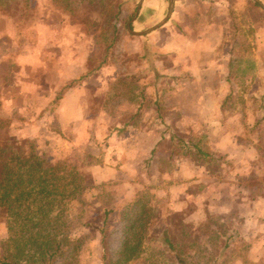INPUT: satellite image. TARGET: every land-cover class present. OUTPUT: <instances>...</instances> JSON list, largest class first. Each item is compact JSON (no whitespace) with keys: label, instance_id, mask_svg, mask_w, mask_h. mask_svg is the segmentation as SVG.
<instances>
[{"label":"rangeland","instance_id":"374dc122","mask_svg":"<svg viewBox=\"0 0 264 264\" xmlns=\"http://www.w3.org/2000/svg\"><path fill=\"white\" fill-rule=\"evenodd\" d=\"M138 2L139 0H53L54 5L78 29L72 35L80 57L82 52H88L90 66L85 68L90 69L104 59L108 61L106 66L100 67L95 74L77 84L79 90L88 88L91 96L93 94L95 97L91 104V114L88 101L83 99L82 93L81 99L79 98V103L85 107L88 121L76 116L80 119L74 121L73 118L67 123L66 117L69 118L70 115L55 114L58 104L66 99L67 91L58 90L56 85H53L56 93L54 98L40 113L36 111H40L38 107L44 105L40 102L43 99L31 95L27 97L25 107L22 105L14 110L13 104L8 110L3 105L0 106V119L13 125L19 138L33 139L35 146L43 154L49 157H67L85 175L88 185L85 195L81 200L65 203L61 216L53 219L54 222H60L64 230H68L71 238L75 235L83 236L76 254V264H103L104 251L114 260L125 231L138 215L141 203H145L152 211V234L160 229V225H166L170 221L175 223L172 225L170 222L173 244L186 264H264V226L240 225L244 216L234 209L227 213H219L214 208L207 211L202 196L198 193L201 186L190 177L199 171L194 163L200 162L210 170V161L204 162L192 156V162H186L180 154L181 147L175 148L174 153L172 143L167 142L172 132L176 137L186 139L192 133L176 127L177 120L172 129H166L164 123L158 120L161 118L160 114L155 116L152 109L148 114L141 112L146 106L141 108L140 97L135 95L150 80V76L141 77L139 73L142 68L132 58H126L130 57L127 55L132 50V40L125 35L126 23L131 19ZM167 6V0H143L140 7L142 14L133 22V27L138 31L154 25L165 16ZM166 28L168 30L173 27ZM83 45H88L86 50L81 48ZM121 70L122 73L118 76L117 73ZM169 86L171 83L165 80L157 83V87L164 91ZM148 89H152V85L148 84L143 91ZM169 91L164 92L166 104L176 105L184 101V97L188 98L186 91L177 94V97H174L172 90ZM234 100L242 104L240 96ZM100 108L102 109L99 110ZM176 111L174 107L167 111V120L175 119L179 115ZM186 121L193 123V116L187 115ZM125 122L129 124L117 135L115 128L124 126ZM2 126L0 122V127ZM260 132L262 135V130ZM257 137L261 142L259 131ZM169 153L172 155L168 156ZM262 155L264 154L260 152L256 163L259 177L246 181L261 190L264 177ZM239 184H243L242 179ZM135 192H140V201L132 203L129 198ZM116 200L120 201L117 206L118 215L112 217L114 214H110L104 249L101 233L85 227L84 223H98V213L114 206ZM198 206L204 209H197ZM161 209L167 211L162 213L163 216L157 213ZM11 235L0 212V256L11 253V242L8 243L9 249L2 248L4 241ZM155 245L157 244H146L130 264H178L164 247ZM60 260L61 258L56 257L55 263Z\"/></svg>","mask_w":264,"mask_h":264},{"label":"crops","instance_id":"0c3cea01","mask_svg":"<svg viewBox=\"0 0 264 264\" xmlns=\"http://www.w3.org/2000/svg\"><path fill=\"white\" fill-rule=\"evenodd\" d=\"M259 1L264 5V0ZM142 8L126 23L125 35L132 40V50L126 51L135 56L147 50L160 80L171 86L167 91L152 86L135 95L147 99L141 112L148 114L151 101L157 100L161 107L158 120L166 129H172L177 120L176 127L197 136L201 148L216 157L208 162L210 170L194 163L199 171L190 177L200 184L198 193L207 211L214 208L227 213L234 209L244 216L240 225L264 226V177L262 190L246 183L259 177L256 163L259 153L264 154V10L254 0H174L168 21L136 35L130 30L137 32L133 22ZM168 26L173 28L167 30ZM76 31V25L53 0H0V106L10 110L15 104L16 110L25 107L27 97L34 95L43 99L40 102L44 105L36 111L40 113L54 98L56 85L58 90L65 87L67 91L66 99L55 106V114L70 115L67 123L81 117L88 121L85 107L79 103L83 93L79 83L67 86L90 66L88 52L80 57L76 51L72 35ZM87 46L81 48L86 50ZM136 63L142 69L148 66L146 61ZM107 64L105 59L96 63L100 67ZM142 69L140 76L145 74ZM120 73L122 70L118 76ZM169 90L174 97L186 91L188 98L176 105L166 104L164 92ZM238 96L242 104L235 102ZM173 107L180 117L167 120L165 113ZM187 115L193 116V123L186 121ZM167 142H171L170 137ZM184 159L192 162L190 156L184 155Z\"/></svg>","mask_w":264,"mask_h":264},{"label":"trees","instance_id":"16d2710c","mask_svg":"<svg viewBox=\"0 0 264 264\" xmlns=\"http://www.w3.org/2000/svg\"><path fill=\"white\" fill-rule=\"evenodd\" d=\"M148 54L149 52L145 50L142 55L128 54L127 56L130 57H126L132 58L139 64L140 61L147 62L148 66L142 69L145 74L141 77H149L148 73H152L150 80L142 85V89L139 91L140 95L148 84L156 87L161 76ZM233 66V64L230 65V74L233 73ZM99 68L100 65L90 68L67 86L70 87L72 84H77L88 78L95 74ZM241 72L248 73V71ZM64 89L65 87L60 91ZM90 93L88 88H85L82 94L83 99L88 101L91 114V104L95 97ZM146 101L147 99L140 96L139 106L141 108L145 106ZM150 106L153 112L161 116V107L157 100L151 101ZM0 122L3 124L0 127V212L7 229L12 234L4 241L2 248L3 250L9 249V242L13 246L10 254L0 256V264H76V254L83 236L75 235L71 238L68 230H64L63 225L60 222H54L53 219L61 216L65 203L70 204L72 201L81 200L85 195L88 189L85 175L67 157H49L43 154L37 149L33 139L19 138L13 125L11 126L8 121L2 119ZM127 124L129 123L125 122L124 126L115 128L116 134L122 133ZM194 136L191 135L185 140L176 137L173 132L170 133L173 152L176 153L175 148L181 147L180 154L183 156H196L206 160L215 159L216 157L212 153L201 148L200 140L196 141L197 136ZM140 195V192H135L129 200L136 203V201H140ZM119 202L116 200L115 205L111 208L102 209L98 213V223L91 221L84 223L85 227L96 229L101 233L104 249L110 214H114L112 217H115V214L118 215ZM138 208V215L130 222L128 230L125 231V237L121 242L117 257L113 260L104 251L102 254L103 264H130L145 245L150 243L164 247L178 264H186L173 244L171 221L166 225H160V229L152 234L153 231L150 227L154 221L152 222L153 216H151L150 207L141 203ZM163 212L167 211L161 209L157 213H161L163 216ZM50 221L53 222L50 223ZM171 223L175 225L174 222ZM56 257L61 258L59 263H55Z\"/></svg>","mask_w":264,"mask_h":264},{"label":"water","instance_id":"95a60500","mask_svg":"<svg viewBox=\"0 0 264 264\" xmlns=\"http://www.w3.org/2000/svg\"><path fill=\"white\" fill-rule=\"evenodd\" d=\"M256 3H258V5L264 10V5L259 1V0H254ZM141 4H142V0H139V2L137 3V6H136V9L133 13V16L131 18L132 19H135L140 7H141ZM173 7H174V0H168V8H167V12H166V15L165 17H163L158 23H156L155 25L149 27L148 29L146 30H143V31H137V32H134L132 30H129L133 33V34H136V35H141V34H145V33H148L154 29H156L157 27L163 25L166 21H168L170 19V16L172 14V11H173Z\"/></svg>","mask_w":264,"mask_h":264}]
</instances>
